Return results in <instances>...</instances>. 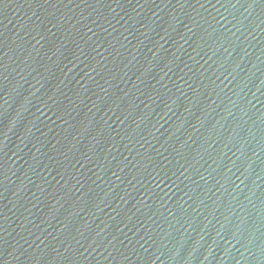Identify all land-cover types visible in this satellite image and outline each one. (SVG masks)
Wrapping results in <instances>:
<instances>
[{
	"label": "water",
	"instance_id": "water-1",
	"mask_svg": "<svg viewBox=\"0 0 264 264\" xmlns=\"http://www.w3.org/2000/svg\"><path fill=\"white\" fill-rule=\"evenodd\" d=\"M0 264H264V0H0Z\"/></svg>",
	"mask_w": 264,
	"mask_h": 264
}]
</instances>
